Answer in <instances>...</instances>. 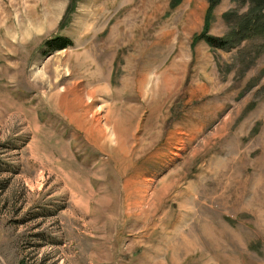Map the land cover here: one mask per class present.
Segmentation results:
<instances>
[{
	"label": "rangeland",
	"instance_id": "374dc122",
	"mask_svg": "<svg viewBox=\"0 0 264 264\" xmlns=\"http://www.w3.org/2000/svg\"><path fill=\"white\" fill-rule=\"evenodd\" d=\"M257 1L0 0V264H264Z\"/></svg>",
	"mask_w": 264,
	"mask_h": 264
},
{
	"label": "trees",
	"instance_id": "16d2710c",
	"mask_svg": "<svg viewBox=\"0 0 264 264\" xmlns=\"http://www.w3.org/2000/svg\"><path fill=\"white\" fill-rule=\"evenodd\" d=\"M257 1V0H255ZM264 2V0H262ZM262 1L258 0L257 4L258 6H262ZM220 2V0H211V7L209 9V14L212 13V11L214 10V8L217 6V4ZM261 16V10L258 12L257 18L256 20L258 21ZM262 16H264V14H262ZM252 20L249 19H245V22H243V26L241 27V29L243 30L244 34L246 37H251V36H255L258 32L255 31L257 27H253L252 24ZM256 25V24H255ZM203 38L205 39V41L211 45L213 48H227V45L230 44L231 42L228 40H220L217 37H213L207 34V32L204 33ZM245 38V37H243ZM71 45V41L69 39H66L64 37H56L54 39L48 40L46 42V46L48 48H50V50L55 51V50H63L66 49L68 46Z\"/></svg>",
	"mask_w": 264,
	"mask_h": 264
}]
</instances>
